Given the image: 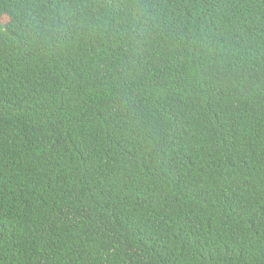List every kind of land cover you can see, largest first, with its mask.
Masks as SVG:
<instances>
[{
  "label": "trees",
  "instance_id": "1",
  "mask_svg": "<svg viewBox=\"0 0 264 264\" xmlns=\"http://www.w3.org/2000/svg\"><path fill=\"white\" fill-rule=\"evenodd\" d=\"M0 264H264V0H0Z\"/></svg>",
  "mask_w": 264,
  "mask_h": 264
}]
</instances>
